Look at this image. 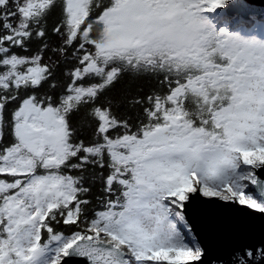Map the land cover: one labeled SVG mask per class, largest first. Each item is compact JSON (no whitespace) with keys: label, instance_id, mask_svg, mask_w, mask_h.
<instances>
[{"label":"snow or ice","instance_id":"1","mask_svg":"<svg viewBox=\"0 0 264 264\" xmlns=\"http://www.w3.org/2000/svg\"><path fill=\"white\" fill-rule=\"evenodd\" d=\"M224 210L264 217V0H0V264H264Z\"/></svg>","mask_w":264,"mask_h":264},{"label":"water","instance_id":"2","mask_svg":"<svg viewBox=\"0 0 264 264\" xmlns=\"http://www.w3.org/2000/svg\"><path fill=\"white\" fill-rule=\"evenodd\" d=\"M257 5L262 0H255ZM204 242L213 253L227 259L231 246L237 243L264 241V217H243L240 213L224 210L220 215L198 225Z\"/></svg>","mask_w":264,"mask_h":264}]
</instances>
